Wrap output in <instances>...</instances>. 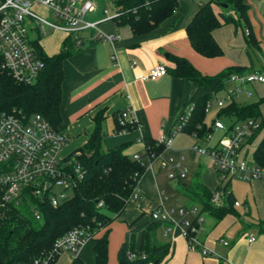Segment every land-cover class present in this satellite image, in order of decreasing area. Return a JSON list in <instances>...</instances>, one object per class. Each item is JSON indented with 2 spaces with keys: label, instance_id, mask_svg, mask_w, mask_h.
<instances>
[{
  "label": "crops",
  "instance_id": "obj_1",
  "mask_svg": "<svg viewBox=\"0 0 264 264\" xmlns=\"http://www.w3.org/2000/svg\"><path fill=\"white\" fill-rule=\"evenodd\" d=\"M178 3L180 10L173 18L142 35L133 34L128 27L117 25L110 18L113 11L111 14L107 12L109 19L103 20V10L106 8L99 10L94 3V11L85 20L97 22L104 35L119 37L112 41L86 40L62 63L59 127L66 133L68 141L61 148V157H66L86 142L93 129V117L98 112H102L104 117L102 127L105 136L101 143L103 151L122 146L124 154L130 158L135 155L142 157L145 153V138L157 140L160 136L171 133L186 104H191L208 91V88L198 87L190 80L173 77L169 72L173 68L171 56L185 58L205 76H216L229 69H238V73L264 72V0H246L248 25L237 21L235 25L224 24L212 31L213 39L222 50V55L214 58H205L196 53L185 32L186 25L203 2L178 0ZM60 36L61 45L65 36L62 33ZM155 65H164L167 73L155 81L140 80V76ZM228 84L229 87H226ZM232 86L233 83L227 80L224 89L214 94L209 103L215 100L216 106V98H223ZM236 100L241 106L257 105L260 111L257 122L264 123V83L245 84ZM119 111L130 112L136 123L134 129L113 132L114 116ZM181 134L192 136L195 140L192 147H202L196 142L195 136L180 132L173 138L170 150L163 149L162 155L184 152ZM186 152L190 154V163H194L189 184L196 178L207 188L213 174L211 160L193 150ZM144 159L146 160V156L142 157V161ZM171 182L175 185L179 183ZM228 182L234 200L240 204L236 209H240L243 215H240L241 220L226 215L216 223L204 214L199 240L210 253L206 256L199 250L190 248L181 236L173 239L164 237L161 229L159 236L165 239L164 243L173 247L172 255L165 264H220V260L221 264H264V233L259 232L258 226L259 222H264V180L231 177ZM182 192L189 203L187 208L201 207L192 203L185 191ZM162 205L159 177L153 165L149 169L145 167L137 181L131 203L109 226L108 264H118L116 252L124 239L128 223L140 213H145L140 222L149 220V213ZM248 233L255 235V240L251 243L246 238ZM155 239L159 242L156 236ZM222 239L228 241L229 245L223 246L220 242ZM90 242L92 241L83 245L78 257ZM66 254L69 255L62 253L60 256ZM91 262L93 264L92 247L85 263Z\"/></svg>",
  "mask_w": 264,
  "mask_h": 264
},
{
  "label": "trees",
  "instance_id": "obj_2",
  "mask_svg": "<svg viewBox=\"0 0 264 264\" xmlns=\"http://www.w3.org/2000/svg\"><path fill=\"white\" fill-rule=\"evenodd\" d=\"M213 4H226V9L232 13L216 12ZM179 10L178 0H113L111 19L117 25L128 27L131 33L142 35L173 18ZM247 11L246 0H209L202 3L185 27L191 48L205 58L221 56L222 50L213 39L212 31L224 24L235 25L237 21L248 25ZM80 46H76L75 39L66 37L55 55H47L38 47L44 67L31 84L18 82L0 69V116L8 113H21L26 117L38 114L53 129L63 132L59 127L62 63ZM170 59L173 68L169 72L173 77L208 88L194 102L186 104L191 105V110L182 128V132L195 136L201 142L214 131V120L211 124L205 122L207 102L224 89L230 74L238 73L239 70L229 69L216 76H205L183 57L171 56ZM121 112L114 116V133L136 127L134 121L121 122L118 119ZM183 114L184 111L180 116ZM223 117H232L236 122L247 119L257 122L260 111L255 104L241 106L232 101L218 108L216 118ZM103 118L102 112L93 117V129L86 142L65 157V160L79 164L82 176L70 195L57 207L47 202L31 201L39 206V220L26 210L29 206L26 202L19 207L9 205L0 210V264H32L35 258L51 251L56 239L76 227L84 229L91 236L93 264H107L109 226L131 203L137 181L145 170L142 157L161 153L163 146L156 140L145 138V153L140 160L124 154L122 146L103 151ZM257 123V128L243 145L242 156L264 169V123ZM181 190L185 191L192 203L199 204L202 212L214 222L217 223L226 215L241 220V214L234 206L235 200L228 180L218 184L215 189L227 191L224 203L219 206L210 203L212 193L196 178L190 184L182 185ZM144 216L145 213H140L128 223L124 239L116 252L118 264H165L171 257L173 247L155 239L156 229L162 227V222L152 220L150 216L149 220L140 222ZM258 226L259 232L264 233V222H259ZM58 256H54L50 264H55ZM71 257L70 264H84L78 256Z\"/></svg>",
  "mask_w": 264,
  "mask_h": 264
},
{
  "label": "built area",
  "instance_id": "obj_3",
  "mask_svg": "<svg viewBox=\"0 0 264 264\" xmlns=\"http://www.w3.org/2000/svg\"><path fill=\"white\" fill-rule=\"evenodd\" d=\"M35 7L49 11V17H42L35 12ZM95 4L89 0H0V69L7 72L14 80L26 84L34 83L44 67L38 47L41 37L48 32L62 33L65 38L75 39L76 46L86 40H116L118 35H104L97 22L85 20L92 13ZM112 18V17H110ZM107 10H103V20H107ZM167 73L164 65H155L140 76L142 81H155ZM228 82L232 88L223 98H216L217 108L235 101L242 92V86L249 83H264V72L232 73ZM211 108L207 102L205 112ZM191 105L184 108L176 128L156 141L163 149L170 150L173 138L182 132L189 115ZM122 121H133L128 111L118 115ZM258 123L251 119L232 122L225 126L220 119L213 121V130L221 133L212 146L194 145L192 150L208 157L221 178L264 180V169L255 166L248 158L242 156L243 145L257 128ZM212 133L206 139L212 140ZM68 138L66 133L56 131L40 115L24 116L21 113L1 114L0 116V210L6 206L19 207L28 203L31 212L39 220L38 204L31 201L47 202L57 207L70 195L72 188L81 178L82 171L77 163L60 156L61 148ZM140 160L139 155L133 157ZM161 161V166L168 171V180L179 182L185 177V168L176 165L168 168V159L159 153L146 156L148 167L152 160ZM143 163V162H142ZM227 191H213L210 203L219 206L224 203ZM101 204H99L100 206ZM240 204L235 201L234 206ZM201 207L160 206L149 213L150 219L162 222V235L170 239L183 237L190 248L197 249L204 256L209 255L200 240L199 233L204 223ZM248 243L255 240L254 233H248ZM91 240L90 234L80 227L73 228L56 239L49 253L33 260L32 264H50L54 256L68 253L77 256L83 245ZM228 246L226 240L220 241ZM214 255V254H213Z\"/></svg>",
  "mask_w": 264,
  "mask_h": 264
},
{
  "label": "rangeland",
  "instance_id": "obj_4",
  "mask_svg": "<svg viewBox=\"0 0 264 264\" xmlns=\"http://www.w3.org/2000/svg\"><path fill=\"white\" fill-rule=\"evenodd\" d=\"M92 1L93 3H96L98 6L99 10L102 8H106L108 13H112L113 11V0H89ZM203 3L209 1V0H201ZM213 8L216 12H228L232 13L230 9L223 8L219 6V4H213ZM35 12L42 16V17H49V11L45 8L42 7H35ZM89 17V14L85 16L87 19ZM60 33H54V32H48L44 36L41 37V47L44 50V52L47 55H55L57 52L60 50ZM229 87V84L226 86ZM242 98V97H241ZM237 101V100H236ZM235 101V102H236ZM215 100L211 101V109L205 114V122L207 124H211L213 120L217 117V112L218 108H216L214 104ZM237 104H240L239 102H236ZM221 121L225 126L230 125L232 122H234V118L232 117H223L221 118ZM183 138V142L181 143V146L183 147L184 152H179V153H165L163 154L164 158L168 159V157H172L171 161H168V168H174L176 165H180L181 168H185V177L182 178L179 181L178 185H175L173 182L168 180V173L173 172V171H168L166 167H162L161 161L158 159H153L152 160V165L154 166V170L156 174L159 177V188H160V193L163 198V207L166 209H170L171 207H177L178 205H182L181 207L183 209H186L188 206V200L184 196L181 187L183 184H189V178L191 175V172L194 168V163H190V157L189 153L186 151H192V144L194 143L195 140H193L192 136H189L187 134H181ZM221 135L220 132L213 131L212 132V140L209 141L208 139H204L201 142H198L202 147L205 146H212L216 141L218 140L219 136ZM189 144V145H188ZM174 150V148L172 149ZM145 164L146 169H149L148 167V162L144 159L142 161ZM211 169L212 171V177H211V182L209 183V186L207 187L208 190L213 193L215 191L216 187L218 184L222 183L224 180L221 178L220 174L216 171L214 166L211 164ZM210 178V177H209ZM208 181V177L206 178ZM204 182H206L203 179ZM213 184V185H212ZM212 185V187H210ZM198 207V206H197ZM26 210L31 211L30 207L28 206ZM238 212H240V209H236ZM241 217H243L242 213L240 212ZM162 227H159L156 229V238L160 243H164L163 238L159 236V232L161 231ZM91 243H88L85 249L82 250L79 258L83 261L84 264L85 261L89 258L90 250H91ZM109 248V247H108ZM112 249V247H111ZM72 257L69 255H59L57 261L55 264H70ZM92 264V262H91ZM107 264H108V249H107Z\"/></svg>",
  "mask_w": 264,
  "mask_h": 264
},
{
  "label": "water",
  "instance_id": "obj_5",
  "mask_svg": "<svg viewBox=\"0 0 264 264\" xmlns=\"http://www.w3.org/2000/svg\"><path fill=\"white\" fill-rule=\"evenodd\" d=\"M219 6L223 7V8H226L227 5L226 4H219Z\"/></svg>",
  "mask_w": 264,
  "mask_h": 264
}]
</instances>
